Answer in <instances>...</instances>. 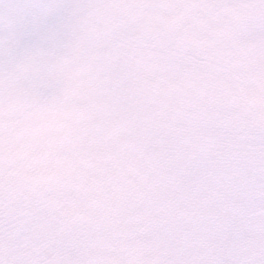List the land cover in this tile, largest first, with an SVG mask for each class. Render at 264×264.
<instances>
[{"label":"snow or ice","instance_id":"obj_1","mask_svg":"<svg viewBox=\"0 0 264 264\" xmlns=\"http://www.w3.org/2000/svg\"><path fill=\"white\" fill-rule=\"evenodd\" d=\"M0 264H264V0H0Z\"/></svg>","mask_w":264,"mask_h":264}]
</instances>
